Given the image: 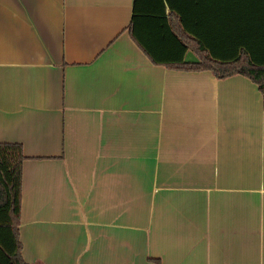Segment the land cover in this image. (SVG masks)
Instances as JSON below:
<instances>
[{"label": "crops", "instance_id": "obj_1", "mask_svg": "<svg viewBox=\"0 0 264 264\" xmlns=\"http://www.w3.org/2000/svg\"><path fill=\"white\" fill-rule=\"evenodd\" d=\"M133 2L0 0V142L26 157L22 257L264 264L263 95L243 74L154 62L130 34ZM161 2L170 28L156 11L138 29L162 59L181 43L186 62L264 53V0Z\"/></svg>", "mask_w": 264, "mask_h": 264}, {"label": "trees", "instance_id": "obj_2", "mask_svg": "<svg viewBox=\"0 0 264 264\" xmlns=\"http://www.w3.org/2000/svg\"><path fill=\"white\" fill-rule=\"evenodd\" d=\"M168 1L170 10L175 11L176 6L170 3V0ZM156 11L161 13L160 18L170 28L161 0H134L131 23L129 24L132 38L145 52L151 55L154 62L177 64L174 68L181 70H211L217 78L243 74L257 84L263 95L264 106V53H246L248 66L239 65L240 57L230 61H219L205 56L199 61L186 62L183 60L186 46L180 42L182 48L179 57L162 59L138 29V24L145 23L140 19L152 17ZM261 55H263L262 59H260ZM25 159L20 143L0 142V264H42L39 261L26 262L21 253L19 223L22 200V164ZM149 260L154 264H160V260L157 258H149Z\"/></svg>", "mask_w": 264, "mask_h": 264}]
</instances>
